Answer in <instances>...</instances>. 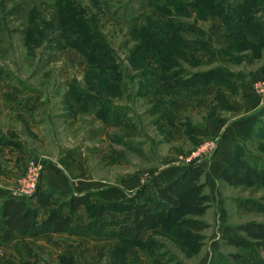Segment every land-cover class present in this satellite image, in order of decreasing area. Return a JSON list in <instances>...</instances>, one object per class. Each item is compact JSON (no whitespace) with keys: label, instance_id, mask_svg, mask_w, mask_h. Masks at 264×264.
<instances>
[{"label":"rangeland","instance_id":"rangeland-1","mask_svg":"<svg viewBox=\"0 0 264 264\" xmlns=\"http://www.w3.org/2000/svg\"><path fill=\"white\" fill-rule=\"evenodd\" d=\"M163 1L73 0L76 9L99 20L100 35L115 58L109 63L118 66L121 87L115 92L87 75L88 60L78 49L39 41L35 34L24 37L26 28L53 19L52 0H0V198L16 199L19 181L36 162L40 177L26 202L42 220L55 213L84 222L79 226L99 220L128 224L130 213L123 210L131 199L145 190L137 202L152 207V187L174 180L168 170L191 166L186 160L200 145L215 146L195 162L202 175L191 185L198 191L187 193L184 209L144 229L138 240L53 233L19 238L7 247L0 244V264H264V242L237 230L264 224V211L240 204L264 208V182L248 174L249 160L264 161V45L250 34L229 32L219 16L185 14V7ZM229 1L218 2L224 7ZM238 1L242 7L244 1ZM248 1H256L254 9L264 8V0ZM147 18L179 26L172 39L182 56L171 58L178 68L164 69L151 54L131 63V48L139 42L132 29L140 32ZM152 67L155 91L141 78ZM210 72L206 79L194 77ZM73 193L84 204L70 212ZM181 220L204 227L186 229ZM226 229L249 248L227 244ZM181 232L196 239H177Z\"/></svg>","mask_w":264,"mask_h":264},{"label":"trees","instance_id":"trees-1","mask_svg":"<svg viewBox=\"0 0 264 264\" xmlns=\"http://www.w3.org/2000/svg\"><path fill=\"white\" fill-rule=\"evenodd\" d=\"M219 0H164L163 3H173L180 5L185 14H188L189 10H195L199 17L206 15H216L224 19V26L229 32L236 34V31L245 35H252L255 39L259 40L260 44L264 45V8L259 11V8H253L256 6V1L243 0L242 7L237 6L238 0H232L226 2L224 7L218 2ZM55 14L50 22H42L37 29L24 30L23 35L31 36L35 34V37L39 41L45 39H52V43L58 44L60 47H66L68 49H78L84 54L89 63L88 76L93 77L97 82L106 83L115 92L121 87V81L116 78L117 65H112L109 62H113L114 56L112 51L106 45L105 40L100 35V27L98 25V18L96 16H90L82 9H76L73 0H52ZM190 5V6H188ZM76 7V8H75ZM180 8V7H178ZM253 8V10H252ZM187 10V11H186ZM31 12V11H30ZM262 13L261 16L258 14ZM26 15V11L24 12ZM29 19L35 21L36 18L33 13H29ZM42 21V19H41ZM170 23V22H168ZM179 26L173 24L159 25L150 18H147V22L141 26L140 32L135 28L132 29L133 40L139 42L133 46L129 54L131 63L136 62V58L148 57L147 55H153L152 57L162 65L164 69L173 70L178 68V63L174 59L181 57L182 54L178 53L176 47H178L173 41V30H178ZM257 31H262L258 33ZM134 36L136 38H134ZM246 37V36H245ZM244 37V40L247 38ZM105 42V43H104ZM138 52V53H136ZM173 55V56H172ZM174 59H171V58ZM147 64V66H149ZM180 71V69H178ZM141 78L147 79L148 86L152 87L155 91V83L153 76L156 74V68H147ZM174 73V72H173ZM3 74V70L0 69V78ZM212 72L204 73L194 76L195 78L206 79ZM164 79V78H163ZM189 82H180L179 84L187 86ZM92 87L91 84H87ZM95 87L99 86L94 85ZM76 92H78L76 94ZM75 92V100L80 102L83 93L78 90ZM106 108V104H103ZM105 109H102L100 116H103ZM264 115V109L262 110ZM251 166L249 169V175L255 179H259L264 182V161L254 160L248 161ZM202 175V171L194 164L189 166L183 173L176 177L171 183L166 186L152 187L156 200H152V207L149 208L148 201L143 204L137 202L141 193L136 198L129 201L128 207L123 211L130 213V220L128 224H124L121 221L104 222L98 221V225L90 223L86 226H79L74 223L72 216L63 217L55 213L49 215L45 220L39 221L37 211L31 208L26 200H6L0 207V244L4 245L10 242L15 235H19L23 238H37L41 235L53 233V234H66L68 236L78 237H100L109 236L117 239L119 242L131 239L132 241L138 240L141 232L144 229L152 228L158 221L171 218L175 212L184 209L183 206L187 202L185 197L192 192H197L198 187H191ZM206 199V198H205ZM190 201V199H189ZM200 201H206L204 198H200ZM84 204L82 197L73 196L69 199V211H76L79 206ZM240 204L244 206H250L258 208L264 211V208L257 207L255 203L251 201H243ZM198 212L202 213L203 208H198ZM180 227L186 229H194L200 231L204 224L195 221H180ZM109 227H119L117 232L106 233L105 230ZM176 228V226H175ZM238 231L243 232L252 241L263 243L264 242V224L248 223L237 228ZM223 239L227 244L249 248L248 243L244 238L238 236L233 230L226 229L223 232ZM177 239H187V242L193 243L196 237L190 235V233L181 232L177 234ZM198 249V248H197ZM197 251V250H196Z\"/></svg>","mask_w":264,"mask_h":264},{"label":"built area","instance_id":"built-area-1","mask_svg":"<svg viewBox=\"0 0 264 264\" xmlns=\"http://www.w3.org/2000/svg\"><path fill=\"white\" fill-rule=\"evenodd\" d=\"M214 144L212 142L204 143L200 145L195 153L186 160L187 165H194L197 158L201 157L203 154H207L213 151ZM41 172L40 164L36 162H31L28 166L27 173L25 177L19 181V185L14 193V197L19 200H26L31 197L37 189L39 177Z\"/></svg>","mask_w":264,"mask_h":264},{"label":"crops","instance_id":"crops-1","mask_svg":"<svg viewBox=\"0 0 264 264\" xmlns=\"http://www.w3.org/2000/svg\"><path fill=\"white\" fill-rule=\"evenodd\" d=\"M203 168H204V166H202ZM188 167L187 166H179V168H175V169H177V172H175V174H173V172L175 171V169L174 168H172V169H170V168H168V169H170V170H168V172H166V174L168 173V175L170 174L171 175V180H173V179H175L176 177H178L181 173H183L186 169H187ZM47 172H49V173H51L52 175H50V177L52 178V180H54V178H55V176H54V174H55V169H54V167L53 166H50V167H48L47 168ZM173 175V176H172ZM163 181H166L165 182V184L167 185V183L170 181V179L169 180H162V182H160V183H164ZM165 184H163V185H165ZM160 185V184H159ZM79 194H76V193H73V196H78ZM10 199H14V198H12V197H10V196H8V194L7 195H5L3 198H0V206L3 204V202H5L6 200H10ZM14 200H17V199H14ZM43 219V218H42ZM41 218H40V216L38 217V220L39 221H43ZM74 223L75 224H82V223H84V222H76V221H74ZM48 236H53V235H50V234H45V235H41V236H39V237H37V238H30V239H33V240H35V239H38V238H42V237H48ZM56 236H65V237H67L66 235H63V234H56ZM23 239V237H21V236H19V235H15V237L11 240V241H13L14 242V240H17V239ZM72 238H77V237H72ZM77 239H81V238H77ZM10 241V242H11ZM10 242H8L6 245H4V247H7V245L10 243Z\"/></svg>","mask_w":264,"mask_h":264}]
</instances>
